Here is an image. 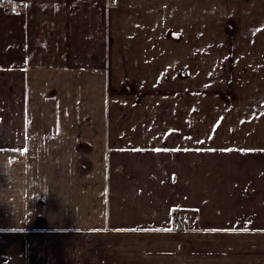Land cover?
Wrapping results in <instances>:
<instances>
[{"label":"crops","instance_id":"obj_1","mask_svg":"<svg viewBox=\"0 0 264 264\" xmlns=\"http://www.w3.org/2000/svg\"><path fill=\"white\" fill-rule=\"evenodd\" d=\"M0 246L264 264V0H0Z\"/></svg>","mask_w":264,"mask_h":264},{"label":"built area","instance_id":"obj_2","mask_svg":"<svg viewBox=\"0 0 264 264\" xmlns=\"http://www.w3.org/2000/svg\"><path fill=\"white\" fill-rule=\"evenodd\" d=\"M174 220H175V221H178V219H177L176 217H174Z\"/></svg>","mask_w":264,"mask_h":264},{"label":"snow or ice","instance_id":"obj_3","mask_svg":"<svg viewBox=\"0 0 264 264\" xmlns=\"http://www.w3.org/2000/svg\"><path fill=\"white\" fill-rule=\"evenodd\" d=\"M156 151H160L159 149H157ZM214 151V150H213ZM226 151H228V150H226Z\"/></svg>","mask_w":264,"mask_h":264},{"label":"rangeland","instance_id":"obj_4","mask_svg":"<svg viewBox=\"0 0 264 264\" xmlns=\"http://www.w3.org/2000/svg\"><path fill=\"white\" fill-rule=\"evenodd\" d=\"M2 246H0V250H1Z\"/></svg>","mask_w":264,"mask_h":264}]
</instances>
